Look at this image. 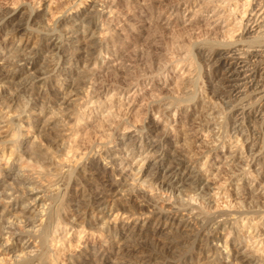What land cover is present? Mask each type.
Here are the masks:
<instances>
[{
  "label": "rangeland",
  "instance_id": "obj_1",
  "mask_svg": "<svg viewBox=\"0 0 264 264\" xmlns=\"http://www.w3.org/2000/svg\"><path fill=\"white\" fill-rule=\"evenodd\" d=\"M176 1L0 0V68L10 70L4 59L7 52L15 49L17 54L34 62L28 73L0 80V91H8L13 98L0 99V165L4 164L0 183L7 184L16 170L23 167L24 176L34 179L42 191L53 184L51 176L55 171L64 174L70 163H75L78 177L65 191L64 202L60 204L59 214L65 225L50 237L48 242L52 243L46 245L45 264H235L230 257L234 252L249 258L247 264H264V214L245 216L247 212L241 204L246 203L245 197L236 194V188L243 186L251 190L254 201L258 199L257 205L264 208V110L259 108L262 104L257 108L255 104L254 111H259L245 122H235L232 127L223 122L226 117L223 119L222 113L231 104L220 99L214 70L206 61L209 51L204 47V41L209 39L212 42L226 37L231 42L237 39L240 31L235 26L247 17L251 3L215 0L209 8L197 1L182 4L176 12L169 11ZM8 14L9 20L5 16ZM87 17L92 19V28H86ZM212 17L220 18L216 26V22H209ZM27 19L28 25H24L27 30L11 34L14 24L26 23ZM99 30L112 32L115 48L112 46L106 54L92 51L89 54L86 47L97 42ZM222 35L225 37L221 38ZM51 43L69 54L59 57L56 48H47ZM188 50L190 55L186 54ZM102 66L108 69H100ZM29 67L26 65V70ZM36 69L38 74H44L45 81L36 80L30 91H23L20 84ZM73 81L77 85L70 93L69 84L73 85ZM185 88L195 93L194 99L188 100V95L183 94ZM64 97L70 106L60 102ZM203 100L220 111L215 112L217 126L203 127L206 114L199 111ZM251 101L246 98L243 103ZM212 128L215 131L210 133ZM51 132L57 136L53 148L60 150L55 154L47 150L45 143ZM36 147L48 153L46 158H51L48 163L30 160L32 153L37 152ZM229 148L235 156L231 162L225 161ZM173 152L186 156L189 169L199 171V178L209 181L212 198L200 197L183 187L182 195L170 192L161 183ZM241 167L243 172H249L245 185L237 181L242 176L240 172L234 173L237 177L230 174ZM109 183L114 187H107ZM97 191L103 193V205L107 208L139 193L152 198L156 206L175 200L174 207L178 208L189 201L196 207L193 213L198 211L201 216L226 213L222 219L227 222L210 225L214 226L210 232L212 239L218 237L219 241L210 242L209 246L217 245V252L214 255L204 247L199 253L201 244L197 241L190 252L193 260L188 263L181 260L180 254L190 241H183L184 248L171 249L174 252L167 255L162 252L159 259L145 262L140 252L156 249L163 241L161 234L151 232L159 226L156 219L149 211L112 215L109 219L94 214L96 220L92 214L84 219L76 216L74 199L96 196ZM49 202L44 200L46 207L36 209L42 216ZM207 229L202 233L208 232ZM125 240H132L133 245L125 244ZM29 244L32 256L41 250L34 240Z\"/></svg>",
  "mask_w": 264,
  "mask_h": 264
},
{
  "label": "bare ground",
  "instance_id": "obj_2",
  "mask_svg": "<svg viewBox=\"0 0 264 264\" xmlns=\"http://www.w3.org/2000/svg\"><path fill=\"white\" fill-rule=\"evenodd\" d=\"M197 1H199V3L201 4L202 7H209V6L211 7L212 5H214V4H212V2L215 0H178V1H176L177 3L176 2H175V4L173 3L174 6H172V7L170 6L171 8H168V10L172 11V12H176L178 7L181 6L182 4L189 5L190 3L193 4V2L196 3ZM246 1H247L246 5H249V3H251L250 11H249V14H247V17L244 20H243V18L240 19L238 26L237 25L235 26L236 27L235 30L240 31V34L237 37V39H235L234 41L231 42L228 39L229 37H226L228 40H224L226 38H223L225 36L222 35V37L221 36L220 37L223 38V40H221V41L217 40L218 42H212V40L209 41L210 40L209 39L208 41L205 40L206 41V42L204 41L205 46L203 45L204 47H207L208 49H206V50L209 51V54H208L209 56L207 57L206 61L210 64V67H212L214 70V73H213L214 74V80L217 83V91L219 92L218 93L219 96H221L220 99H224L228 103L231 104V105H228L226 111L222 113V114H224V116L222 118L224 119L226 117L225 118L226 122L224 120H223V122L225 124L227 123L230 127L235 126L236 125L235 122H238V121H240L241 123L245 122L246 118H248L252 113L256 114L257 111H259V109L254 111V105L255 104H257L256 108L258 107V105L262 104V105H260L259 108L261 110L262 109L264 110V83H262L263 82L262 76L264 75V61H263L264 60V0H246ZM253 2H254V4L252 6ZM216 6H213V7H216ZM190 7H191V5H190ZM196 10H197V8H196ZM5 16L8 19L9 14L5 15ZM242 17H243V15H242ZM2 20L4 21V19H2ZM27 20L28 21L26 23H23V24H20L21 22L19 24H14L11 28V34H12V31L13 32H20L23 30H27V29H24V25H26V26L28 25L27 23L29 22V19H27ZM84 21L87 24L86 28H88V27L92 28L91 27L92 26L91 25L92 24L91 18H88V17L84 18ZM218 21H220V18L212 17L209 22H213V23L216 22L215 23V26H216ZM8 23H10V22H8ZM251 25H253V26H251ZM81 26H82V24H81ZM235 27H233V28H235ZM28 29H29V27H28ZM228 31L231 32L230 29H228ZM232 32H234V31H232ZM111 33L109 31H105V30L100 31L99 30V32L97 33L98 34L97 42L96 43L94 42L95 44L88 45L86 47L87 49H89V51H88L89 54H91L92 52L93 53L94 52H99V53L103 52L104 54L108 53V51L111 50L110 48L113 46V43H114V38H113L114 36H112ZM22 36H23V34H22ZM202 43H203V41H202ZM22 47H24V46H22ZM60 47L58 46V44L56 45V44L51 43V44H48L47 48H49V49L52 48V50L56 48L55 50H56V53L58 54L59 57H64V55L69 54V53H67V51L62 50ZM186 54L190 55L189 50H188V52H186ZM4 60H5L4 65L8 66L10 68V70L7 69L4 71V68H2V69L0 68V80H5V79H8L9 77L13 78L18 73H21V72L28 73L30 70H32L34 68L33 60H31L30 58H28L26 56H23L22 54H17L16 49L12 50V52H10V53L7 52V57ZM26 65L30 66L28 68V70H26V68H25ZM39 69H36V71L33 70L32 73H29L28 77L26 76L29 79H26V77L24 76L26 80L24 83L22 82V84H20L23 91H26L27 89L32 88V85L35 84L34 82L36 80L42 79L45 81V79H43L44 74H42V72L40 74H38L37 70H39ZM100 69L106 70V69H108V66L107 67L102 66ZM100 69H98V70H100ZM196 72L199 73L198 71H196ZM75 82L80 84L78 79H76ZM187 82H189V80ZM258 82H261V83H258ZM76 83H74V81H73V85L69 84L70 85L69 86L70 87L69 88L70 93L73 92V90H74L73 86H76L77 85ZM189 85H191V84H189ZM188 90L185 88V90L183 91V94L188 95V96H186L188 98V100L194 99L195 93L193 94V91L189 92L190 90L189 91ZM29 91H30V89H29ZM76 93H78V92H76ZM211 94H213V92ZM192 95H194V96H192ZM108 97H110V96H108ZM246 98L253 99V102L251 101L252 103H250V104L248 103L247 105L244 104L243 102ZM0 99H3V101L4 100L12 101L13 98H12L11 94H9L8 91L6 92V90H5V91H0ZM63 100H61L60 102L65 103V104L68 103L67 105L70 106L69 102L67 100H65V97ZM216 100H217V98H216ZM70 103H72V102L70 101ZM71 105H73V104H71ZM219 105H221V104H219ZM248 105H249V107H248ZM199 106H200V108H199L200 113L206 114L203 117V121H202L203 127L208 129L211 126H214V125L217 126V124H219V123L216 122L217 117L215 116V112L216 113L220 112V111L218 112V110H217L218 108H216V106L213 104L210 105L211 107L207 106L205 104L204 100H203V102H200ZM221 108H222V106H221ZM248 111H250V112H248ZM216 115H218V114H216ZM251 117L254 120L253 116H251ZM263 121H264V119H263ZM223 122H222V124L224 125ZM261 122H262V120H261ZM221 126H220V128H221ZM224 127H225V125H224ZM263 127H264V125H263ZM53 128H55V127H53ZM214 131H215V129L212 128L210 133H212ZM15 133H18V130H16ZM47 136H48V134L46 135V137ZM56 137L57 136H55V134L52 133L50 136H48L45 139L46 146H48L47 150L50 149L52 151V154H55L56 152L60 151V150L58 151V150L53 148V146H55V143L53 140ZM180 146L182 147V145H180ZM35 151H37V152L35 154L32 153L33 158L30 159L32 162H33V159H34L35 163L38 162L39 164L48 163L50 161L51 158H46V155L48 154L47 152H44V151L42 152V151L38 150V148ZM233 152H234V150H231V149L229 150V153H227L228 157L226 156L227 158L225 159V161L231 162L232 160H234L235 156L233 155L234 154ZM172 154H171V157L169 160V164H168V166H166L167 168L164 170L165 175H163L164 178L161 179L162 180L161 183L164 186L165 185L168 186V189H170V192L175 191V193L181 194L182 190L180 188L183 187L185 189H188L191 193H195V194L199 195L200 197L201 196L202 197H209V199L212 198L213 188L211 187L212 189H210V186L208 187L209 181L208 180H201L199 178V171L196 172L195 170L189 169L190 168V166L188 164L189 159L186 158V156H184L183 154H180L178 152H173ZM31 155H30V157H31ZM3 165L4 164L0 165V173H2V171H4ZM51 165H53V162H52V164H49L48 166L51 167ZM70 165L69 166L67 165L68 166L67 169L69 171H65L66 174L65 173L60 174L61 172L59 173L58 170L56 169L57 172L55 171V174L53 175V172H54L53 171L52 172L53 176H51V179H53L52 180L53 184L51 186H48V188H46V189L44 188L45 190H42V191H39L41 187H38V185H36L37 183H36V181H34V179H31L30 177L24 176V173H23L24 168L23 167L21 169L19 168L20 169L19 171H17L18 170L17 169L16 174L13 175L12 177L9 176V177H11V179L7 184L2 185L0 183V255L5 256V257L0 258V264L1 263H3V264H45L46 247H47L46 245L52 243L51 240H50L51 243L48 242L50 237L52 238V235H54V232H57L58 229H60L61 225L62 226L65 225L62 222L63 220L61 221V217L59 214L60 213L59 208H61L60 204H62V201L65 197V191L68 189V187L74 181L78 180V177L75 174V170H76V166H74L75 163L74 164L70 163ZM247 165L245 164L246 167H247ZM154 169H155V167H154ZM48 171L49 170H47V172ZM162 171L163 170H161V172ZM239 172L242 174V176L237 181L241 182V185H245L244 183H246L247 175L249 174V172H247V171L243 172V168L238 169V170L235 168V170L233 169L230 172V174H231V176H234L236 173L238 174ZM0 182H1V180H0ZM75 186H77V185H75ZM107 187L113 188L114 185L109 183V185ZM51 188H53V189L51 190ZM256 190H258V189H256ZM99 191H97L96 196L95 195H91V196H87V197L82 196V197L77 198L76 201L74 199V202H75L74 206L76 208L75 210H77L76 212H74V214L76 216L83 217V219H84L85 215L92 214L93 215L92 218L94 220H96L94 214H99V215H101V217L106 216L107 217L106 219H109V218H111L112 215L118 216V215H126L128 213H130V214L134 213L135 214L138 212V214H140L139 212H148V211L151 212V213H149V215L151 214L150 216H152L153 218L156 219L157 225L159 224V226L155 227L151 232H154L155 234L156 233L161 234L159 236L160 237L162 236L163 241L160 244H158V248H156V249H155V247L151 248L149 246L151 249H148V250L145 249L144 251L140 252L143 254L142 258L144 259V261L146 260L145 262H150V260H155L158 257L160 258V253L162 254V252H165L164 255H167L166 253L169 254V252L172 251L173 249L175 250L176 248L177 249L178 248L181 249L182 247L184 248L183 241H185V242L190 241V243H189L190 247L188 246L189 248L187 247L186 251L184 249L185 252L183 251L184 253L180 254V255H182L181 260L182 261L187 260L188 263L191 260H193L190 252H191L192 248H195L193 246L195 243H197V241H198V243L201 244V247L198 246L200 248L199 253L202 250L201 248H204V247L207 251L212 252L213 254H214V252L215 253L217 252V249H218L217 245H214V247H213L212 245L209 246V244H210V242H216V244H217L219 239H218V237H214V235H213L214 238L212 239V234L210 232L213 231L211 229L214 227L213 224L218 226L219 224H222V223L224 224V222H227V220L222 219L223 218L222 216H226V213L225 214L222 213V214H219L218 216H212V217L211 216L210 217L209 216H207V217L201 216L200 213H198V211H197V213H193V211L196 210V207H194V205L189 203V201L186 202L185 205L180 206L178 208L174 207V204H176L175 200H173L172 203H166L165 202L164 206H156L155 203L151 200L152 198L147 199L144 197V195H141L139 193L134 195L130 199H125L122 202H117V204L119 203L118 205H113L112 207L107 208L108 206L105 207L103 205L104 202H103V199L101 197L103 193L99 192ZM236 191H237L236 194L241 193L245 197L246 203H243V202L241 203V204H243V210L245 208V212H247L245 214V216H248V213L260 212L259 214H264V210H263L264 208L262 209L263 206L260 207L259 205H257V203H259V202L256 203V201H258V199H256L254 197L256 199V201H254L253 197L251 196L252 194H250L251 190L244 189V187L241 186V188L237 187ZM39 192H41V194H40L41 196H39ZM97 195H100V196L97 197ZM44 200H47L48 202L50 201L49 202L50 204L48 203L49 207L47 205L48 208H46L44 210L45 212L42 211V212H44V215L42 216L40 214V212H38V210H36V209L38 207H40V209H43L44 206L46 207V205L43 204ZM242 200H244V198ZM177 203H180V202H177ZM161 205H163V204H161ZM225 206H227V205H225ZM240 207H241V205H240ZM150 209H151V211H150ZM16 210H18V212H16ZM10 212L12 213V215L8 216ZM73 218H76V217H73ZM103 218H105V217H103ZM211 223H213L212 224L213 227L210 226ZM103 226H104V223L101 222V225L99 224V227L102 228ZM100 228H99V230H100ZM206 228H208L207 229L208 232L203 234L202 232L206 231ZM30 240H34L41 247L40 248L41 250L36 251V253L37 252L38 253L36 255L33 254V256L28 251V249H30V244H29ZM131 241L125 240V244L132 243L133 241L132 242ZM138 242L140 243V241H138ZM134 244L138 245L137 243H134ZM131 245H133V243ZM120 249H121V247H120ZM172 252H174V251H172ZM177 254H178V252H177ZM178 257H180V256H177V260H178ZM230 257L232 258V260L234 262L236 261L235 264H247V262H249V260H248L249 258L242 256V254L238 253V252L231 253ZM178 261H180V260H178Z\"/></svg>",
  "mask_w": 264,
  "mask_h": 264
}]
</instances>
